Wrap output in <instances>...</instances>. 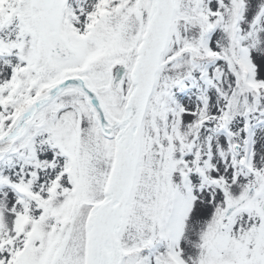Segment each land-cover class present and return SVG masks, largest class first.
Returning <instances> with one entry per match:
<instances>
[{
  "label": "snow or ice",
  "instance_id": "snow-or-ice-1",
  "mask_svg": "<svg viewBox=\"0 0 264 264\" xmlns=\"http://www.w3.org/2000/svg\"><path fill=\"white\" fill-rule=\"evenodd\" d=\"M0 264H264V0H0Z\"/></svg>",
  "mask_w": 264,
  "mask_h": 264
}]
</instances>
